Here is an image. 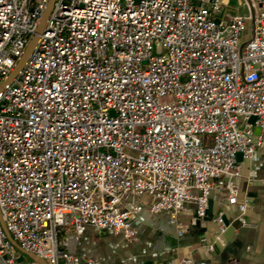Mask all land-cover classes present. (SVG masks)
I'll list each match as a JSON object with an SVG mask.
<instances>
[{
	"label": "built area",
	"instance_id": "1",
	"mask_svg": "<svg viewBox=\"0 0 264 264\" xmlns=\"http://www.w3.org/2000/svg\"><path fill=\"white\" fill-rule=\"evenodd\" d=\"M242 1L54 0L1 87L48 0H0V264H38L7 233L47 264H96L71 247L86 226L132 241L144 206L203 218L213 190L251 225L234 178L264 146V0Z\"/></svg>",
	"mask_w": 264,
	"mask_h": 264
},
{
	"label": "crops",
	"instance_id": "2",
	"mask_svg": "<svg viewBox=\"0 0 264 264\" xmlns=\"http://www.w3.org/2000/svg\"><path fill=\"white\" fill-rule=\"evenodd\" d=\"M223 2L228 14L246 12L242 0ZM234 184L237 201L246 206L243 217L251 225H242L236 219L237 208L226 202L225 191L213 190L203 218H195L192 202H185L176 220L167 213H152L144 206L131 218L136 229L134 240L127 241L121 233L108 228L88 225L71 247L81 262L91 258L96 264H188L181 261L187 257L193 264H264V146L241 161V172L234 178ZM218 214L228 226L222 234V243L209 250L199 240L215 234L214 217ZM180 227L183 231L178 233ZM67 231L72 229L69 227ZM13 247L19 259L25 261L21 250Z\"/></svg>",
	"mask_w": 264,
	"mask_h": 264
},
{
	"label": "water",
	"instance_id": "3",
	"mask_svg": "<svg viewBox=\"0 0 264 264\" xmlns=\"http://www.w3.org/2000/svg\"><path fill=\"white\" fill-rule=\"evenodd\" d=\"M53 2H54V0H48L44 10L42 11V13L40 15L35 34L31 38V40L28 42L27 46L25 47V49H24L22 55L20 56L19 60L17 61L16 65L13 67V69L10 71V73L7 75V77L3 80L1 87H3L5 84L9 83L12 80V78L17 74V72L22 67L25 60L31 54L33 47H34L36 40H37V35H38V33H40L42 31V29L44 27L45 20L48 16L52 6H53ZM7 236L10 239V241L12 242V244L14 246H16L19 250H21L24 254L29 256L31 260L36 261L38 264H47V262L43 258H41L37 255H34L31 252H28V251L21 249L17 245V243L11 238L9 233H7Z\"/></svg>",
	"mask_w": 264,
	"mask_h": 264
},
{
	"label": "rangeland",
	"instance_id": "4",
	"mask_svg": "<svg viewBox=\"0 0 264 264\" xmlns=\"http://www.w3.org/2000/svg\"><path fill=\"white\" fill-rule=\"evenodd\" d=\"M249 25H248V23H247V28H249L248 27ZM17 249V248H16ZM18 250V249H17ZM20 252V254L23 256V258H25V261H27L28 259H30V257L29 256H27L26 254H24L23 252H21V251H19Z\"/></svg>",
	"mask_w": 264,
	"mask_h": 264
}]
</instances>
